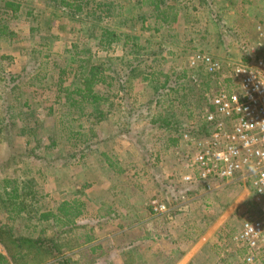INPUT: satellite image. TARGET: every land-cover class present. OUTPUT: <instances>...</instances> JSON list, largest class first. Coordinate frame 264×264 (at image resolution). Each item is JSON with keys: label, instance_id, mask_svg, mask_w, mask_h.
I'll return each instance as SVG.
<instances>
[{"label": "rangeland", "instance_id": "obj_1", "mask_svg": "<svg viewBox=\"0 0 264 264\" xmlns=\"http://www.w3.org/2000/svg\"><path fill=\"white\" fill-rule=\"evenodd\" d=\"M14 1L15 13L0 0V26L9 31L0 36V193L5 177L33 179L28 206L57 212L74 204L81 213L66 217L75 225L46 224L73 264H249V251L234 241L258 213L249 185L192 193L182 176L193 148L185 133L202 128L205 93L234 88L198 57L220 60L224 74L249 60L264 0H159L158 9L157 0ZM104 29L118 37L111 46L100 43ZM81 59L128 79L125 89L116 79L94 86L108 97L101 120L88 116L90 103L71 106L64 97L65 87L82 85L74 72ZM164 118L172 126H161ZM156 200L168 210L155 212ZM12 213L0 201V221ZM22 218L12 222L16 233L38 236L40 226ZM92 244L100 249L91 252ZM7 249L0 241V252ZM256 259L250 264H264V251Z\"/></svg>", "mask_w": 264, "mask_h": 264}, {"label": "built area", "instance_id": "obj_2", "mask_svg": "<svg viewBox=\"0 0 264 264\" xmlns=\"http://www.w3.org/2000/svg\"><path fill=\"white\" fill-rule=\"evenodd\" d=\"M249 60L234 62L224 74L223 63L209 54L198 59L209 73H222L234 88L220 87L205 93L203 124L209 135L195 138L185 133L193 148L182 182L189 187L202 184L216 191L232 183L249 185L258 213L246 218L234 241L249 251L244 260L254 263L264 251V27L257 25L256 38L249 47ZM195 61H193V64ZM154 211L168 210L153 201Z\"/></svg>", "mask_w": 264, "mask_h": 264}, {"label": "trees", "instance_id": "obj_3", "mask_svg": "<svg viewBox=\"0 0 264 264\" xmlns=\"http://www.w3.org/2000/svg\"><path fill=\"white\" fill-rule=\"evenodd\" d=\"M155 3V9H158L160 7V2ZM4 7L6 8H12L13 12H17L19 8L21 7V3L14 1V0H2ZM56 3L57 6H63L65 7L68 5L67 0H53V1H47ZM66 2V3H65ZM91 3H86V7L89 6ZM101 5H97L94 7V11H104L100 7ZM81 10V9H79ZM96 11V12H97ZM6 15H9L7 11H4ZM95 14V12H94ZM167 20V19H166ZM9 32L7 25H1L0 26V36H3L4 33ZM10 34H14L13 32H10ZM118 39L116 33L109 29H104L102 32V38L100 39V43L105 40L108 46H111L113 42H115ZM130 65V64H129ZM74 68H72L73 70ZM69 70V69H68ZM106 68L104 66V63H90L89 59H81L80 64L77 69H75V75H79L82 78V85H77L73 90H70L69 87H65L66 91V101L70 103L71 106H82V104H85L86 102L90 103L94 110L91 111L88 116L94 115V118L97 120H101V118L104 117V110L102 108V105L104 102L108 101V97L95 91L94 86L98 83H107L112 85L113 80L120 81L122 86L119 85L120 88L124 89L126 88V81L128 79L123 80L122 78L125 77V75L121 76L119 71L116 69H113V73L107 74ZM134 65L130 66L129 72L126 73L128 78L130 77L131 73H133ZM67 69H63L62 73L66 74ZM68 72V71H67ZM122 77V78H121ZM8 77L4 76L2 80L6 81ZM10 79H13L10 76ZM109 80V81H108ZM166 85H163L165 87ZM173 90V89H172ZM25 106H28L27 102H25ZM98 114H95V113ZM26 115H28V112H25ZM30 115V114H29ZM159 119H152V124L157 125V122ZM163 122V123H162ZM162 123L161 126H172L171 120H168L166 118L162 119L160 122ZM15 126L14 124H11ZM179 125V124H178ZM181 126V123H180ZM27 128V127H26ZM2 129V125H0V131ZM31 130V129H30ZM179 132L185 130L186 128H178ZM190 131V129L188 130ZM194 131V134H197L199 137H205L209 135L210 131V125L204 123L202 125L201 129H194L191 130V132ZM187 132V131H186ZM31 135V134H30ZM35 135L33 134L29 139H27L28 144H32L35 140ZM176 141V139H175ZM29 153L31 156H33V152L30 148ZM31 182L34 184L35 182L33 179H31ZM31 182L27 179L21 180L19 177L15 178H7L5 177L3 179L4 186L2 188V192L0 193V201L1 204L7 208L12 214L9 216V222L2 223L0 221V241L3 242L7 246L8 255L0 252V264H31L35 259H37L39 256L43 257V255H47V258L54 257L57 258L55 264H73L70 262L69 257L63 256L64 252L61 250L60 243L54 239V237H47L46 234V224L49 221H52L53 224H56L60 222L61 220L64 221L66 224L73 226L75 225V221L73 218L78 216L81 211L75 210L76 207L74 204L68 201H64L62 204L59 205L57 212H53L52 210H45L41 209L39 207L33 208L31 206H28L27 203V197L29 196V189H31L32 185ZM188 187L186 191L193 190L196 192L197 190H200L203 188L202 184L194 185L192 187ZM28 190H27V189ZM76 202V201H74ZM74 209V210H72ZM72 210V211H71ZM26 212L27 216H22V213ZM73 215L72 217H66L67 215ZM20 217L22 218V221H25L26 218L29 220L30 225L34 226H40V234L38 236H29V235H22L17 234L14 230V224L12 222L16 221ZM20 220V219H19ZM65 230V229H64ZM91 240H94L90 237V240L85 241V243H90ZM100 249V245L98 244H92L91 245V252H94L96 250ZM93 254V253H92ZM62 255V256H61ZM65 255V254H64ZM40 262V261H39ZM37 264H43L37 263Z\"/></svg>", "mask_w": 264, "mask_h": 264}, {"label": "crops", "instance_id": "obj_4", "mask_svg": "<svg viewBox=\"0 0 264 264\" xmlns=\"http://www.w3.org/2000/svg\"><path fill=\"white\" fill-rule=\"evenodd\" d=\"M240 228H241V226H240ZM240 228H239V229H240ZM238 231H239V230H238Z\"/></svg>", "mask_w": 264, "mask_h": 264}]
</instances>
